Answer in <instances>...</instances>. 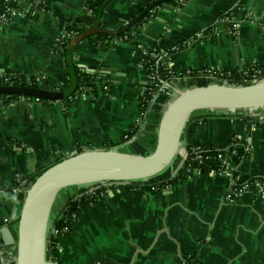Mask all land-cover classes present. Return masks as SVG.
Here are the masks:
<instances>
[{"label":"crops","instance_id":"0c3cea01","mask_svg":"<svg viewBox=\"0 0 264 264\" xmlns=\"http://www.w3.org/2000/svg\"><path fill=\"white\" fill-rule=\"evenodd\" d=\"M156 1L112 0L102 24L110 31L123 28ZM13 2L24 14L0 23V77L10 85L69 92L72 83L54 47L62 27H92L96 0ZM150 12L136 38L117 39L107 49L90 42L74 46L76 65L110 82L107 91L89 90L69 107L60 100L0 102V230L16 235L18 202L28 182L66 156L98 149L153 151L163 105L143 110L149 73L137 47L157 49L174 73L210 68L248 75L264 67V0H185ZM225 17L235 24L222 22ZM190 87L181 82L173 89ZM263 113L194 114L182 145L225 151L235 138L249 147L235 178L177 173L173 165L157 190L148 180L100 197L80 209L69 233L57 239L59 264H264V189L254 185L230 195L234 184L264 181ZM79 191L59 194L51 221ZM15 258L14 246L0 248V264H15Z\"/></svg>","mask_w":264,"mask_h":264},{"label":"water","instance_id":"95a60500","mask_svg":"<svg viewBox=\"0 0 264 264\" xmlns=\"http://www.w3.org/2000/svg\"><path fill=\"white\" fill-rule=\"evenodd\" d=\"M169 1H156L121 32L132 27L159 4ZM74 87L75 82H72L69 92ZM0 94L53 99L52 92L28 85L0 86ZM261 110L264 111V81L250 85L208 84L175 89L173 97L162 107L156 144L151 153L133 155L116 150H86L54 163L28 186L23 200L18 202L16 235L7 227L0 230V242L1 239L4 241L0 248L15 247V264H49L47 237L51 213L62 191L103 182L155 179L175 164L185 127L194 114L202 111L253 114Z\"/></svg>","mask_w":264,"mask_h":264},{"label":"trees","instance_id":"16d2710c","mask_svg":"<svg viewBox=\"0 0 264 264\" xmlns=\"http://www.w3.org/2000/svg\"><path fill=\"white\" fill-rule=\"evenodd\" d=\"M111 1L112 0H96L95 7L92 9V17H93L92 27L87 28L86 26L81 25L80 23H71L60 29L59 40L56 46L54 47V49H55V52L61 57L63 61V65L67 72V78L69 79L71 83L75 82V87L72 92L61 93L58 91H55V92L52 91L53 99L37 98L41 102L48 103L51 101L60 100L63 103H65L67 107H69L71 102L87 89H92L91 92L89 93L92 95H97L101 90L107 91L109 89V87L111 86L110 82L105 81L103 78L97 75H94L92 73H89L85 69L80 68L76 65L75 60L72 55V50L74 46L80 42H90L96 46H99L105 49L113 47L116 45L117 39H122V40L132 39L134 36L138 35V29L140 28V26L151 17V12H148L141 20H139L136 24H134L132 27H130L124 32H121L122 28L115 29L112 31L107 30L104 28L102 24V20H103L105 10ZM178 1L179 0H171L167 3L159 4L157 7H163L165 5L176 6ZM39 7L41 8L42 5H39ZM6 8H7V4L4 2V0H0V15L5 13ZM33 9L34 8L26 10L27 14L28 12L33 11ZM149 66L150 65H146L147 68H149ZM153 70L156 71V74L159 75L160 79H165V72H164L163 67H161L160 65H156L154 63ZM245 78H247L246 75L234 73L233 78L231 80L232 82L230 83L233 85H242L243 80ZM13 84L15 86L22 85L18 81H15ZM8 85L9 83L3 82V78L0 77V86H8ZM28 86L33 87V88L37 87L34 83H31ZM198 86H201V85H198ZM19 99H21V97L16 96V95L0 94V102L3 105H9L10 103L15 102ZM161 103L163 102L161 101ZM146 108L147 106L144 109ZM196 147L200 148L199 153L201 155H203L204 157H209L208 161H204L203 163V168H204L205 173L206 172H212V173L220 172L221 170H223L224 166L221 160L218 158L219 155H222L223 157L228 155L229 156L228 159L230 163L234 164L237 167L247 156V154L244 153L243 143L241 142H238L236 145L230 144L229 148L225 151H218L216 149L206 150V148L202 145H197ZM232 151H236L237 156L231 157ZM197 163L198 162L196 163L188 162L187 165L190 167H194L197 165ZM42 172H39L36 175H34L30 179L27 185L29 186L31 183H33L35 179ZM169 178H170V174L167 172L163 177H156L155 179H152L150 181L154 185L157 183L159 179L167 180ZM83 191H84L83 189L80 190V192H83ZM23 195H25V191ZM23 198L24 196H21V200H23ZM93 202H94L93 199H89L85 196L82 197L81 199L70 197L62 213L65 215H71L75 212H78L80 209L92 204ZM52 224L57 229H60L63 226L68 225V223L66 224V222L64 221H59L58 218ZM48 242H49L47 245L48 253H50L54 257H58L57 241H55L54 239H48Z\"/></svg>","mask_w":264,"mask_h":264},{"label":"built area","instance_id":"2783aa9c","mask_svg":"<svg viewBox=\"0 0 264 264\" xmlns=\"http://www.w3.org/2000/svg\"><path fill=\"white\" fill-rule=\"evenodd\" d=\"M185 0H179L177 2V5L182 4ZM4 2L7 4V8L5 13L0 15V23L4 24L7 23L12 17L22 13L21 10L17 9L15 6L13 0H4ZM222 22H227L231 24H235V19L233 17H225L222 19ZM138 35L134 36L133 38H136ZM132 38V39H133ZM127 40V39H125ZM138 51L140 53V63L141 65L148 71L149 73V86L146 91V95L143 97L142 104H143V110L145 113L147 110L155 105H164L169 99L173 97L175 94V89L173 87H177L179 83L181 82H189L192 87H195V85H208V84H220V85H233L230 82H232L233 74L232 72H223V71H216L215 69H200V70H185L180 73H174L171 71L166 64L165 56L161 52H159L157 49H151L148 50L147 48H144V46L137 47ZM152 63V64H151ZM154 63L156 65H160L163 67L165 72V79H160L159 75L156 74V71L153 70ZM146 65H150L149 68L146 67ZM247 78L243 80L242 85H250V84H256L261 81H264V67H256L253 69V72L250 73V75H246ZM3 82L5 83H12L7 77H2ZM91 91L92 89L85 90L81 95L85 94L87 91ZM160 96H164L165 102L163 104L159 101ZM23 99H34V101L40 102L37 98H24ZM154 104L152 105V103ZM147 106L146 109H144ZM128 138V136H127ZM239 141L235 138L231 140V145H236ZM244 153L248 154L250 149L247 145L243 144ZM207 150V149H206ZM199 147H188L186 145H181L178 156L175 160V166L177 173L183 172V173H199V174H212V175H218V176H225L229 179L235 178V172L237 170V166L234 164H231L229 161V156L226 155L223 157L222 155H219V159L221 160L224 168L220 172H204L203 163L204 161H208L209 157H204L200 153ZM81 152H75L74 154H79ZM71 156V155H69ZM237 156L236 151L231 152V157ZM68 157V156H66ZM65 157V158H66ZM64 159V158H63ZM188 162H198L196 166L190 167L187 165ZM171 176V175H170ZM161 179H159L160 181ZM148 181V180H147ZM142 182V181H138ZM138 182H103L98 183L94 185L85 186L83 189V192H77L72 197L81 199L82 197H87L89 199L96 200L100 197H103L105 195L113 194L115 192L121 191L122 188H131ZM254 185H259L264 189V181L261 180H253L243 185H237L234 184L233 187L230 190V195H236V194H243L250 190V188ZM160 186V183L157 182L154 184L153 189L157 190ZM77 215V212L71 214V215H65L61 213L58 216L59 221H64L68 225L63 226L60 229H57L53 226V222L51 221L49 231H48V237H47V245H48V239H54L57 241V239L65 234H68L70 231L69 224L75 219ZM47 259L49 264H59L58 257L52 256L50 253H48L47 250Z\"/></svg>","mask_w":264,"mask_h":264},{"label":"rangeland","instance_id":"374dc122","mask_svg":"<svg viewBox=\"0 0 264 264\" xmlns=\"http://www.w3.org/2000/svg\"><path fill=\"white\" fill-rule=\"evenodd\" d=\"M195 86H198V85H195ZM168 170H166L164 173H162L159 177H163L166 173H167ZM85 187H80L79 190H82L84 189Z\"/></svg>","mask_w":264,"mask_h":264}]
</instances>
